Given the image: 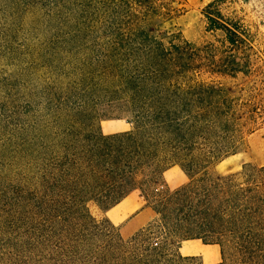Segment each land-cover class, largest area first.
I'll return each instance as SVG.
<instances>
[{
  "label": "trees",
  "instance_id": "trees-1",
  "mask_svg": "<svg viewBox=\"0 0 264 264\" xmlns=\"http://www.w3.org/2000/svg\"><path fill=\"white\" fill-rule=\"evenodd\" d=\"M188 6L62 0L77 23L73 44L135 127L62 139L60 154L49 152L45 212L60 223L47 235L59 264H202L179 252L193 239L219 246V264H264V166L215 171L264 126V61L256 65L249 32L219 9L206 13L224 33L220 46L168 39L161 27ZM134 194L155 216L124 239L108 213Z\"/></svg>",
  "mask_w": 264,
  "mask_h": 264
},
{
  "label": "rangeland",
  "instance_id": "rangeland-1",
  "mask_svg": "<svg viewBox=\"0 0 264 264\" xmlns=\"http://www.w3.org/2000/svg\"><path fill=\"white\" fill-rule=\"evenodd\" d=\"M187 1L186 13L161 27L168 39L179 36L196 47L220 46L224 33L206 13L219 9L247 29L253 60L262 66L264 0ZM64 11L62 0H0V264H59L55 240L48 241L47 235L60 223L45 212L49 152L60 154L62 139L135 127L134 119L119 114L101 91L91 57L69 36L77 23L67 21ZM247 164L264 166V126L248 138L243 152L218 163L215 171L227 175ZM185 181L181 176L171 185ZM153 217L138 194L108 213L124 239Z\"/></svg>",
  "mask_w": 264,
  "mask_h": 264
},
{
  "label": "crops",
  "instance_id": "crops-1",
  "mask_svg": "<svg viewBox=\"0 0 264 264\" xmlns=\"http://www.w3.org/2000/svg\"><path fill=\"white\" fill-rule=\"evenodd\" d=\"M143 209L150 210L145 208ZM179 252L183 257H194L202 264H219L222 262V254L219 246L206 245L198 239L183 241L179 247Z\"/></svg>",
  "mask_w": 264,
  "mask_h": 264
}]
</instances>
